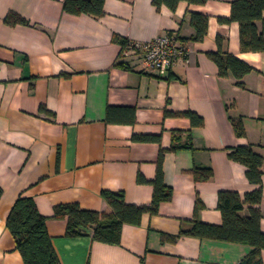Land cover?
Instances as JSON below:
<instances>
[{"label": "crops", "instance_id": "crops-1", "mask_svg": "<svg viewBox=\"0 0 264 264\" xmlns=\"http://www.w3.org/2000/svg\"><path fill=\"white\" fill-rule=\"evenodd\" d=\"M63 1L0 0V264H24L6 227L19 196L31 197L47 217L60 264H237L248 245L179 235L192 226L197 195L199 220L219 225L218 192L243 196L256 187L246 167L228 157L229 148L242 144L262 156L264 232V51H242L238 24L219 21L230 16L233 0L180 1L173 11L157 9L152 0H105L101 17L69 14ZM10 11L28 24L8 25ZM191 12L208 16L200 40ZM161 34H176L187 49L164 75L142 69L135 55L122 56L113 39L146 42ZM219 36L223 51L253 67L243 86L231 73L220 76L208 56ZM109 106L133 108L134 122H109ZM167 111H191L203 123L191 127L186 116ZM116 118H124L122 110ZM233 120H241L244 135ZM174 131H190L192 148L165 152L163 179L171 197L156 213H145L138 225L124 224L118 244L66 235V220L52 217L57 204L103 211L100 193L112 190L122 191L128 203L149 205L159 152L171 146ZM134 134L158 135L159 141H137ZM205 167L212 178L195 181L192 169ZM241 214H249L248 205Z\"/></svg>", "mask_w": 264, "mask_h": 264}, {"label": "trees", "instance_id": "trees-1", "mask_svg": "<svg viewBox=\"0 0 264 264\" xmlns=\"http://www.w3.org/2000/svg\"><path fill=\"white\" fill-rule=\"evenodd\" d=\"M105 0H64L63 10L69 14H87L101 17L104 14ZM180 1L188 3H202L204 0H152L157 9L165 5L175 10ZM5 22L8 25L28 24V21L18 13L10 11ZM223 23L236 22L239 26L240 49L242 51H264V0H233L229 17H220ZM190 23L195 29L194 39L200 40L208 29V16L198 12H191ZM260 23V27L258 25ZM113 39L121 44V49L129 42L128 39L115 35ZM224 37H217L218 49L211 51L208 56L217 64L220 76L231 73L237 84L243 86L244 75L253 71V67L233 54L222 50ZM119 63L118 65H122ZM43 108V107H42ZM44 111L45 108H43ZM122 110L124 118H116ZM169 115L186 116L191 127L201 126L200 116L191 112L167 111ZM109 122L124 121L132 123L135 120L133 108L112 107L107 109ZM233 126L239 136L244 135L241 120H233ZM185 140L181 141V135ZM133 139L142 142H158V135L134 134ZM192 148L191 133L172 132V144L162 148L158 155L157 172L152 184L154 186L152 201L149 205H135L125 200L122 191L102 190L101 196L106 201L107 209L103 211L84 209L78 202L60 203L54 206L52 217L66 220V235L70 237L91 235L94 241L106 244H118L124 224L138 225L145 213H156L159 204L171 197L170 187L164 184L162 161L166 151ZM228 157L246 167L248 181L256 187L240 196L236 191H219L217 208L221 213L222 223L210 224L199 220L198 213L202 208V200L197 195L191 228L181 230L179 235H190L200 239H212L224 242L242 243L251 250L237 264H263L264 232L260 221L262 213L258 207L262 199V156L250 144H242L228 149ZM194 180L208 181L212 178V170L208 167L193 168ZM139 181H143L139 177ZM1 194V189H0ZM249 206V214L243 216L244 206ZM47 217L42 215L33 199L19 196L13 203L6 218V227L10 231L16 249L20 252L24 264H60L53 248L51 237L46 229ZM164 238H168L165 237ZM172 237L171 240H174Z\"/></svg>", "mask_w": 264, "mask_h": 264}, {"label": "built area", "instance_id": "built-area-1", "mask_svg": "<svg viewBox=\"0 0 264 264\" xmlns=\"http://www.w3.org/2000/svg\"><path fill=\"white\" fill-rule=\"evenodd\" d=\"M121 54L124 57L135 55L139 58L142 69L164 75L178 60L186 56L187 49L176 34H161L146 42L129 41Z\"/></svg>", "mask_w": 264, "mask_h": 264}]
</instances>
